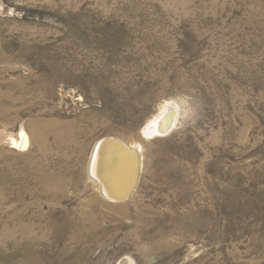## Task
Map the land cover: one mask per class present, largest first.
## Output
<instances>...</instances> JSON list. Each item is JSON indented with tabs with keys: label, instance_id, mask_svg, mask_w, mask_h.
Listing matches in <instances>:
<instances>
[{
	"label": "rangeland",
	"instance_id": "obj_1",
	"mask_svg": "<svg viewBox=\"0 0 264 264\" xmlns=\"http://www.w3.org/2000/svg\"><path fill=\"white\" fill-rule=\"evenodd\" d=\"M36 120L58 126L37 170L118 137L142 148L137 192L74 173L49 199ZM0 264H264V0H0Z\"/></svg>",
	"mask_w": 264,
	"mask_h": 264
},
{
	"label": "bare ground",
	"instance_id": "obj_2",
	"mask_svg": "<svg viewBox=\"0 0 264 264\" xmlns=\"http://www.w3.org/2000/svg\"><path fill=\"white\" fill-rule=\"evenodd\" d=\"M168 110H170V108H168ZM168 110H165V111L163 110V112L159 113L157 116H155L153 119H151L152 121H150L145 128V134L146 135L149 133L163 135V134H166L167 132L170 131V129L173 127L175 121H174L173 116L167 112ZM29 127L31 130L32 138L34 139V143L37 146V150H36L37 154L35 155L33 153L34 156L29 158V162H31V165H32L31 169L35 170L36 166L38 165L37 158L42 159V155H44L46 153V150L49 148V135L51 134L52 131L58 130V126L54 123H49V122H45L42 120H36V121H34V123H31L29 125ZM64 133L66 135L69 134V132H66V131ZM64 136L65 135L63 133H59L57 135V137L54 139L55 144L61 145L64 141ZM108 138L120 139L126 145H128L129 148H131L132 150L139 153V159H140L139 170L140 171H139L138 183H137L135 189L133 190V192L131 193V195L127 199H124V200H114V199L110 198L109 196H107L106 187L100 178V171H101V167H102V163H103V158H102L103 157V150L105 148L104 140H106ZM28 139L29 138L27 137V134H25L23 132L21 134V137H20V143H19V141H17V148H19L20 150H25L27 147V144H28ZM106 139L99 142L94 147L92 154H91V157H90V160L88 162V166L86 165L87 169L85 168L86 166H84V163L81 161L83 158V154H84V152L81 149L78 150V160L75 161V164L73 162L74 165H70V164L67 165L66 168H63V170H60L58 173H55L56 171L53 172L54 170L52 171L51 170L52 168L50 169L47 167H41L40 166V168L38 170L36 169V171L34 172V175H35L34 178L37 179L38 182H41V184L45 188V194L47 196H49L48 197L49 199L51 198V200H54L52 198V196L54 195L55 190L66 188L74 180V178H75L74 173L80 174L79 178L81 179L80 180L81 182L84 181L83 177L86 176L87 187L94 190L95 192H98V194L103 199H105L109 202L125 203L126 201H128L130 198L133 197V195L138 190V187H139L140 181H141L140 178H141L142 172H143V156L141 153L142 148L138 144L128 143L127 141H125L122 138L107 137ZM69 140L72 143L73 147L76 146L77 143L74 141V139L71 136H69ZM67 160L70 162L71 161L70 157H68ZM85 171H86L87 175H85ZM35 189H36V187H35ZM31 190H33V188H31ZM31 190H30V192H31ZM56 192L58 193L59 191H56ZM20 193H21V191L18 188L17 189V195H19ZM17 200L19 202L22 201L20 199H17ZM99 203H102V200H100L99 198L93 197L92 200L88 204L89 205L88 207H90V210H86L84 208H81L79 210L74 211L73 213L78 217V222H76V223L80 226L84 219L92 218L93 214H94L93 213L94 208H95L96 204H99ZM39 222H40V220H39ZM23 230L29 232L30 234H33V232H34L32 224L25 225L23 223H17V231H23ZM45 235H46V233L44 232V234L42 235V238H44ZM34 236H35V234H34ZM39 238H41V237H39Z\"/></svg>",
	"mask_w": 264,
	"mask_h": 264
},
{
	"label": "water",
	"instance_id": "obj_3",
	"mask_svg": "<svg viewBox=\"0 0 264 264\" xmlns=\"http://www.w3.org/2000/svg\"><path fill=\"white\" fill-rule=\"evenodd\" d=\"M104 143L100 178L106 187L107 196L114 200L127 199L138 183L139 153L120 139L108 138Z\"/></svg>",
	"mask_w": 264,
	"mask_h": 264
}]
</instances>
